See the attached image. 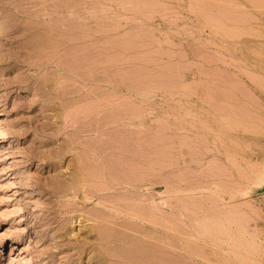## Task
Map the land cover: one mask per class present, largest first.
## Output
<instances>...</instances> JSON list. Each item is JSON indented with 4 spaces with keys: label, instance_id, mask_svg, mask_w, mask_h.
<instances>
[{
    "label": "rangeland",
    "instance_id": "374dc122",
    "mask_svg": "<svg viewBox=\"0 0 264 264\" xmlns=\"http://www.w3.org/2000/svg\"><path fill=\"white\" fill-rule=\"evenodd\" d=\"M262 1L0 0V264H264Z\"/></svg>",
    "mask_w": 264,
    "mask_h": 264
},
{
    "label": "bare ground",
    "instance_id": "6f19581e",
    "mask_svg": "<svg viewBox=\"0 0 264 264\" xmlns=\"http://www.w3.org/2000/svg\"><path fill=\"white\" fill-rule=\"evenodd\" d=\"M262 2H264V1H262ZM199 7H200V6H199ZM199 7H198V8H199ZM197 10H199V9H197ZM200 10H201V7H200ZM204 13H205L206 15H209V14H207L206 12H204ZM204 13H203V16H204ZM206 15L204 16V18L206 17ZM209 17H211V16L209 15ZM209 17L207 16V19H208ZM213 18H214V17H212V18L209 19V20L213 21V20H214ZM205 19H206V18H205ZM212 19H213V20H212ZM216 20H217V18L215 17V20H214V21L216 22ZM219 20H222V19H219V18H218L217 22H220ZM206 21H207V20H206ZM214 21H213V22H214ZM208 22H209V21H208ZM224 23H225V22H223L222 25H221L220 27H222ZM227 26H229V25H227ZM218 27H219V25H218ZM224 27H226V26H224ZM231 27H232V26H231ZM231 27H229V28H230V30H232V32H233L234 29L231 28ZM215 28H216V27H215ZM223 29H224V28H221V31H222ZM224 30L227 31V30H229V29L226 27V29H224ZM216 31H217V30H216ZM227 32H228V31H227ZM223 33H224V32H223ZM225 33H226V32H225ZM228 33H229V32H228ZM229 34H230V33H229ZM231 122H233V121H231ZM239 122H240V121H239ZM236 123H237L236 121L233 122L234 125H236ZM240 123H241V122H240ZM229 124H230V123H229ZM241 124H242V123H241ZM241 124H238V125H241ZM226 125H227V124H226ZM238 125H236V126H238ZM231 127H232V126H231ZM192 128H193V127H192ZM229 128H230V127H229ZM218 138H219V137H218ZM255 165H256V164H255ZM257 166H258V165H257ZM259 166H260V165H259ZM254 167H255V166H254ZM254 169H255V170H253V171L250 172V173H252V175H253L254 183L257 184V183L262 182V180H264V164H262V166H260V167H258V168H254ZM77 174H78V173H77ZM250 176H251V175H250ZM251 181H252V180H251ZM77 182H78V181H77ZM72 184H73V183H72ZM72 187H73V186H72ZM73 188H74V187H73ZM218 188H219V187H218ZM220 189H221V188H220ZM70 190H71V189H70ZM215 190H216V189H215ZM72 191H73V190H72ZM72 191H71V192H72ZM220 191H221V190H220ZM74 192H75V190H74ZM74 192H73V193H74ZM212 192H213V190H212ZM83 196H84V195H83ZM219 196H220V195H219ZM221 196H222V195H221ZM74 197H75V196H74ZM84 197H85V196H84ZM98 202H99V201H98ZM114 205H117V206H118V204H116V203H115ZM132 205H134V204H132ZM162 205H163V204H162ZM182 205H183V204H182ZM193 205H194V204H193ZM111 206H112V205H111ZM198 206H199V204H198ZM125 207H127V206H125ZM132 207H133V206H132ZM132 207L130 206V208H132ZM138 207H139V205L137 206V209H138ZM153 207H154V206H153ZM130 208H129L128 210H130ZM133 208H134V207H133ZM151 208H152V207H151ZM114 209H116V208H114ZM114 209H113V210H114ZM153 209H155V208H153ZM153 209H151V210H153ZM168 209H169V208H168ZM181 209H182V208H181ZM191 209H192V207H191ZM191 209H190L189 211H191ZM116 210H117V209H116ZM119 210H120V209H119ZM121 210H123V209H121ZM135 210H136V208L134 209V211H133V209L130 210V214H132V216L134 215V213H132L131 211L136 212L137 210H136V211H135ZM138 210H139V209H138ZM194 210H195V209H194ZM124 211H126V210L124 209ZM147 211L150 212V210H147ZM153 211H156V210H153ZM158 211H159V209H158ZM160 211L162 212V209H160ZM138 212H139V211H137L135 214L137 215ZM228 212H229V211H228ZM126 213H127V215H128V214H129V211H128V212L126 211ZM159 213H160V212H159ZM230 213H231V215H230ZM233 213L235 214L234 211H233ZM233 213L230 211V212H229V215L226 213L227 215L225 214V216H226L227 218L232 217V216L234 217L235 215H233ZM120 214H121V213H120ZM151 214H152V212H150V215H151ZM153 214H154V213H153ZM153 214H152V216H150V215H148V216L153 217V218L155 219V217H154L155 215H153ZM160 214H161V213H160ZM136 215H134V216H136ZM143 215H144V214H143ZM161 215H164V214H161ZM161 215H160V216H161ZM220 215H221V214H219L218 216H220ZM125 216H126V215H125ZM128 216H129V215H128ZM130 216H131V215H130ZM130 216H129V217H130ZM137 216H138V215H137ZM137 216H136V217H137ZM157 216H158V215H156V217H157ZM165 216H166V215H165ZM129 217H127V218L130 220ZM138 217H140V214H139ZM143 217H146V216H143ZM143 217H141V218L143 219ZM193 217H194V216H193ZM195 217H196V216H195ZM214 217H215V216H214ZM223 217H224V216H223ZM236 217H237V216H236ZM0 218H1V219H5V216H4L2 213H0ZM153 218H152V219H153ZM158 218H159V217H158ZM158 218H156V220H157ZM224 218H225V217H224ZM131 219H135V220H136L137 218H133V217H132ZM146 219H147V218H146ZM219 219H220V217H219ZM236 219H237V218H236ZM147 220H148V219H147ZM150 220H151V219H150ZM207 220H211V219H207ZM220 220H221V219H220ZM225 220L227 221V219H225ZM233 220H234V219H233ZM92 221H93V220H92ZM136 221H138V220H136ZM153 221H154V223H156L155 220H152V223H153ZM158 221H159V223H160V218L158 219ZM161 221H162V220H161ZM89 222L91 223V221H89ZM129 222H131V221H129ZM129 222H126V219H125V221H124V223H129ZM193 222H194V221H193ZM223 222H224V221H223ZM230 222H231V220H230ZM124 223H123V225H124ZM159 223H158V224H159ZM165 223H166V224L168 223V225H169V224L171 225L170 222H167V221H166ZM234 223H236V222H234ZM238 223H240V222H238ZM80 224H81V223H80ZM94 224H95V223H94ZM136 224H137V223H136ZM166 224H165V227L167 228ZM225 224H226V223H225ZM229 224H230V223H229ZM240 224H241V223H240ZM87 225H88V224H87ZM114 225H115V224H114ZM127 225H128V224H127ZM127 225H126V226H127ZM153 225H155V224H153ZM170 225H169V226H170ZM173 225H175V224L173 223ZM211 225H212V224H211ZM226 225L229 227L228 224H226ZM230 225H231V224H230ZM236 225H237V223H236ZM238 225H239V224H238ZM80 226H81V225H80ZM80 226H79V227H80ZM124 226H125V225H124ZM135 226H136V225H135ZM163 226H164V225H163ZM239 226H240V225H239ZM79 227H78V228H79ZM116 227H117V226H116ZM120 227H121V226H120ZM133 227H134V226H133ZM145 227H146V226H145ZM145 227H144L143 229H145ZM153 227H154V226H153ZM171 227H172V225H171ZM212 227H213V226H212ZM228 227H227V228H228ZM230 227H231V226H230ZM230 227H229L228 229H230ZM240 227H241V226H240ZM240 227H238L237 229L241 232V233H240V235H241V234H242V231H245L247 228H244L245 230H242ZM83 228H84V227H83ZM95 228H96V227H95ZM124 228H125V227H124ZM124 228H122V229H124ZM131 228H132V227H131ZM150 228H151V227H150ZM155 228H156V227H155ZM175 228H176V227H175ZM203 228H204V226H203ZM239 228H240V229H239ZM112 229H113V228H112V226H111V230H112ZM118 229H119V228H118ZM126 229H127V228H125L124 230H126ZM138 229H139V228H138ZM140 229H142V227H141ZM214 229H215V227H214ZM231 229H232V228H231ZM234 229H235V227H234ZM99 230H100V229H99ZM99 230H98V231H99ZM103 230H104V229L100 230V232L103 231ZM132 230H133V229H132ZM134 230H135V229H134ZM145 230H146V229H145ZM155 230H156V229H155ZM172 230H173V229H172ZM219 230H220V228H219ZM226 230H227V229H226ZM226 230L223 228L224 233H225ZM238 230H237V231H238ZM104 231L107 232V230H104ZM104 231H103V233H101V234H103V235H107V233L104 234ZM119 231H120V230H119ZM119 231H118V232H119ZM142 231H143V230H142ZM205 231H206V230H205ZM223 231H222V232H223ZM230 231H231V230H230ZM239 231L237 232L238 234H239ZM253 231H254V230H253ZM100 232H98V233H100ZM124 232H125V231H124ZM127 232H128V230H127ZM147 232H148V231H147ZM182 232H183V231H182ZM182 232H179V233H182ZM184 232H185V231H184ZM187 232H188V231H187ZM227 232H228V231H227ZM227 232H226V233H227ZM232 232H233V231H232ZM232 232H229V234H227V235H229V237H230V233H232ZM247 232H249V230H246V233H247ZM137 233H138V232H137ZM184 234H186V233H184ZM208 234H211V232H209ZM220 234L222 235V233H220ZM238 234H237V235H238ZM247 234H249V233H247ZM256 234H257V232H256ZM109 235H110V233H109ZM218 235H219V234H218ZM225 235H226V234H225ZM234 235H235V233H234ZM242 235H243V238H245L246 235H245V236H244V234H242ZM251 235H252V234L250 233V236H251ZM100 236H101V235H100ZM100 236H98L99 239L101 238ZM111 236H112V235H111ZM116 236H117V235H116ZM121 236H122V235H121ZM130 236H131V235H130ZM132 236H133V233H132ZM214 236H215V235H214ZM231 236H233V235H231ZM238 236H239V235H238ZM256 236H257V235H256ZM104 237H107V236H104ZM104 237L102 236V238H104ZM119 237H120V236H119ZM133 237H134V236H133ZM136 237H137V236H136ZM185 237H186V236H185ZM188 237H189V236H188ZM233 237H234V236H233ZM233 237H232V238H233ZM241 237H242V236H241ZM253 237H255V234L252 235V238H253ZM130 238H132V237H130ZM186 238H187V237H186ZM243 238H242V239H243ZM256 238H257V237H255V239H256ZM121 239H122V238H121ZM234 239H235V238H234ZM245 239H246V238H245ZM255 239L253 238V240H251V239H249V240H251L250 242L252 243ZM118 240H119V239H118ZM149 240H150V239H149ZM257 240H258V239H257ZM102 241H103V240H102ZM106 241H107V239H106ZM106 241H104V242H106ZM129 241H130V240H129ZM129 241H128V243H129ZM231 241H232V240H231ZM231 241L229 240V244L231 243ZM244 241H246V240H244ZM255 241H256V240H255ZM255 241L253 242L254 244H255ZM114 242H115V240H114ZM121 242H123V240H122ZM153 242H154V241H153ZM183 242L186 244L188 241L186 242V240H184ZM232 242H233V241H232ZM234 242H237V240L234 241ZM240 242H241V241H240ZM240 242L238 241L239 244H240ZM257 242H258V241H257ZM257 242H256V243H257ZM128 243H126V245H127ZM138 243H139V242H138ZM144 243H145V242H144ZM225 243H226V240H225ZM253 243H252V244H253ZM233 244H234V243H233ZM233 244H232V245H233ZM236 244H237V243H236ZM244 244H246V243H244ZM244 244H240V245H244ZM247 244H249V243H247ZM247 244H246V245H247ZM105 245H107V244H105ZM129 245H130V243H129ZM141 245H142V244H141ZM147 245H148V244H147ZM226 245L229 246L228 243H227ZM249 245H251V244H249ZM257 245H258V244H257ZM259 245H260V244H259ZM108 246H109V245H108ZM127 246H128V245H127ZM132 246H133V245H132ZM155 246H156V245H155ZM186 246H188V243L186 244ZM252 246H253V247H252ZM252 246H250V247H252L251 249L254 248V245H252ZM260 246H261V245H260ZM104 247H105V246H104ZM106 247H107V246H106ZM123 247H124V245H123ZM224 247H226V246H224ZM230 247H232V250H233V247H234V246H231V245H230ZM237 247H238V246H237ZM242 247H243V246H242ZM244 247H245V246H244ZM247 247H248V245H247ZM256 247H257V246H256ZM262 247H264V246H262ZM112 248H113V247H112ZM124 248H125V247H124ZM143 248H145V249H143V250H145L144 252H147L148 247H147V248H146V247H143ZM102 249H103V248H102ZM102 249H101V250H102ZM105 249H106V248H105ZM105 249H104V251H109V250H105ZM113 249H114V248H113ZM146 249H147V250H146ZM156 249H157L156 251H158V249H160V248H157V246H156ZM240 249H241V248H240ZM245 249H247V248L245 247ZM122 250H123V249H122ZM152 250H153V249H152ZM223 250H224V249H223ZM234 250H235V249H234ZM243 250H244V249H243ZM256 250H257V248H256ZM258 250H259V249H258ZM128 251H129V250H128ZM148 251H149V250H148ZM229 251H230V250H229ZM245 251H247V250H245ZM91 252H92V251H91ZM91 252H90V253H91ZM96 252H97V251H96ZM112 252H113V251H112ZM112 252H111V253H112ZM129 252H130V251H129ZM132 252H133V251H132ZM136 252H137V251H136ZM144 252H143V253H144ZM90 253H88V254H89V255H88L89 258H91L90 260L94 259V260L92 261V262H93L92 264H101V258L98 257V255H97V256H94V255L92 254L93 252L91 253L92 255H90ZM102 253H103V252H102ZM105 253H107V252H105ZM105 253H104V254H105ZM113 253H114V252H113ZM148 253H149V252H148ZM153 253H155V252H153ZM153 253H152V254H153ZM230 253H231V252H230ZM259 253L261 254V252H259ZM99 254H101V253H99ZM114 254H115V253H114ZM120 254H121V253H120ZM129 254H130V253H127L126 256L129 255ZM152 254H151V255H152ZM256 254H257V253H256ZM106 255H107V254H106ZM137 255H138V253H137ZM141 255H142V254H141ZM148 255H149V254H148ZM157 255H158V254H157ZM161 255H162V254H160V256H161ZM163 255H164V254H163ZM240 255H241V253H240ZM262 255H264V254H262ZM88 256H86V259L88 258ZM115 256H116V255H115ZM115 256H114V258H116ZM117 256H118V255H117ZM122 256H124V254H123ZM139 256H140V255H139ZM139 256H138V257H139ZM160 256H159V257H160ZM241 256H242V255H241ZM105 257H106V256H105ZM127 257H129V256H127ZM138 257H133V259L137 258V259H138V262L140 261L139 263H142L144 260H145L144 263H145L147 260H148V261L150 260L149 262H151V261L153 260V259H149V258H146V259L143 258V261H142V259L140 260V258H138ZM152 257H153V256H152ZM112 258H113V257H112ZM118 258H119V256H118ZM154 258H155V257H154ZM222 258H223V255H222ZM259 258H260V257H259ZM116 259H117V258H116ZM119 259H122V258H119ZM124 259H125V258H124ZM124 259H123V260H124ZM127 259H128V258H127ZM129 259H131V258H129ZM157 259H159L158 256H157ZM224 259H225V258H223V261H224ZM103 260H104V259H103ZM110 260H111V259H110ZM123 260H122V261H123ZM155 260H156V258H155ZM155 260H153V262H157V263H158V261H161L162 259H161V260H156V261H155ZM165 260H166V259H165ZM124 261H125V260H124ZM162 261H164V259H163ZM225 261H227V260H225ZM126 262H127V260H126ZM132 262H133V260H132ZM136 262H137V260H136ZM89 263H91V262H89ZM127 263H129V262H127ZM160 263H161V262H160ZM163 263H164V262H163ZM224 263H226V262H224ZM87 264H88V263H87ZM108 264H109V263H108ZM111 264H112V263H111ZM125 264H126V263H125ZM130 264H132V263H130ZM134 264H135V263H134ZM145 264H151V263L146 262ZM153 264H154V263H153ZM155 264H156V263H155ZM158 264H159V263H158ZM166 264H167V262H166Z\"/></svg>",
    "mask_w": 264,
    "mask_h": 264
}]
</instances>
